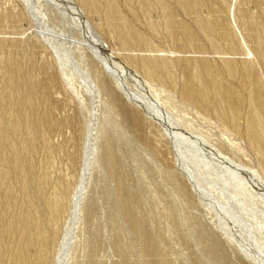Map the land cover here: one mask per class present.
Returning a JSON list of instances; mask_svg holds the SVG:
<instances>
[{
    "label": "rangeland",
    "instance_id": "374dc122",
    "mask_svg": "<svg viewBox=\"0 0 264 264\" xmlns=\"http://www.w3.org/2000/svg\"><path fill=\"white\" fill-rule=\"evenodd\" d=\"M69 2L0 0V138L37 226L21 258L8 230L20 221L0 222V264H264V146L244 128L248 100L264 120V0H203L225 32L211 36L216 54L176 0L148 16L116 0L151 44L127 51L92 10L106 0L71 3L80 18ZM139 52L168 61L171 78L140 72Z\"/></svg>",
    "mask_w": 264,
    "mask_h": 264
},
{
    "label": "bare ground",
    "instance_id": "6f19581e",
    "mask_svg": "<svg viewBox=\"0 0 264 264\" xmlns=\"http://www.w3.org/2000/svg\"><path fill=\"white\" fill-rule=\"evenodd\" d=\"M47 1V0H46ZM70 4L71 3H76L78 2V0H69ZM94 1V0H92ZM103 1V0H102ZM105 1V0H104ZM132 2V0H127V4ZM178 1L181 9L182 10V13L185 17L189 19H192L194 21V25H195V28H196V31L198 33V36L200 37V39H204L207 40V42L209 43L208 45L210 46V48H212L214 51H215V54L216 52H218V45H217V42L216 41H212L214 39H212L213 35L215 33L219 34L220 38L224 39V36H225V32L221 31V29L219 31L216 30L215 26H213V21L211 20L212 18H209V17H204L203 16V9H204V5H203V0H176ZM158 3V1H156ZM155 0L154 2L152 0H140L139 2V8H138V12L140 13L141 16L143 15H146L148 16L150 13H152L151 11L154 10V8H157L158 6L155 7L154 3H156ZM85 3V2H84ZM101 3V2H100ZM106 7L105 9L103 10L101 7L98 8L96 6H93V11L94 13L97 12L98 14H101V13H104L103 16H105V18H107V22H106V26L112 30V33L115 32L120 38H121V44L123 46L122 49H134L135 47H137V49L135 50H138V47L141 49L144 48V50H147L145 48H148L149 45V41H148V38L143 34L141 33L140 31H137L135 29H133L130 25V21L129 19L122 14V10L116 5L117 2L116 0H106ZM177 3V2H176ZM159 4V3H158ZM91 5V4H90ZM160 5V4H159ZM89 6V5H87ZM73 7V8H72ZM90 7V6H89ZM92 7V6H91ZM132 7V6H131ZM73 11H76L75 13L78 15V9L74 6V4L72 5L71 4V7ZM76 9V10H75ZM126 10L128 11L127 13L129 14H136V11L135 9L133 8H130V6H126ZM161 10V9H160ZM209 10V9H208ZM102 11V12H101ZM210 11V10H209ZM232 12V11H231ZM163 13V12H162ZM233 14V13H232ZM130 15V16H131ZM129 16V15H128ZM133 16V15H132ZM131 16V17H132ZM144 16V17H146ZM79 17V15H78ZM143 17V18H144ZM152 17V16H151ZM80 18V17H79ZM78 18V19H79ZM135 18V17H134ZM148 18V17H147ZM146 18V19H147ZM216 18V16H215ZM155 19V18H154ZM104 20V19H103ZM149 20H150V17H149ZM191 20V21H192ZM161 21V20H160ZM192 21V22H193ZM151 22V20H150ZM213 22V23H212ZM83 23V22H82ZM149 23V22H148ZM150 24V23H149ZM151 25V29L153 31H155L156 29V23L154 25L153 24H150ZM88 28V27H87ZM90 28V27H89ZM148 28L149 25H148ZM105 29V28H104ZM150 29V30H151ZM166 30H167V27H166ZM165 30V31H166ZM168 30H171V28H169ZM86 32V31H85ZM89 32V31H88ZM87 32V33H88ZM93 32V31H91ZM96 32V30L94 31ZM93 32V33H94ZM86 33V34H87ZM167 33V32H166ZM169 33V31H168ZM172 33V32H171ZM195 33V32H193ZM196 33V34H197ZM88 37L89 36V33L87 34ZM95 35V34H94ZM116 35V36H117ZM171 35V34H170ZM258 35V34H257ZM117 36V37H118ZM212 36V37H211ZM96 37V36H95ZM98 37V36H97ZM169 37V36H168ZM197 37V36H196ZM92 38V37H90ZM126 38V39H125ZM119 39V38H118ZM116 39V40H118ZM186 40V39H185ZM193 40V39H192ZM95 42V48L98 49L100 52L101 51H105V47L102 45V44H98L97 41L95 40H92ZM120 41V40H119ZM222 41V40H221ZM220 41V42H221ZM91 42V41H90ZM186 42V41H185ZM190 42V41H189ZM223 42V41H222ZM221 42V43H222ZM262 42V41H261ZM264 43V42H263ZM220 44V43H219ZM224 44V42H223ZM119 45V43H118ZM191 45V44H190ZM241 47L243 46L244 48V45H242V42H241ZM258 45V44H257ZM99 46L101 47V49L99 48ZM260 46V45H259ZM91 47V46H90ZM153 47V46H152ZM221 47V46H220ZM226 47L229 48V50L232 48V45H226ZM208 49V48H207ZM211 49V50H212ZM249 49V48H248ZM262 49V47H261ZM153 50V48L151 49ZM210 50V49H209ZM210 50V52H211ZM212 50V51H213ZM223 50V49H221ZM219 50V51H221ZM244 50V49H243ZM129 51V50H128ZM149 51H150V48H149ZM233 51V50H232ZM264 51V49L262 50ZM138 52V51H137ZM144 52V51H143ZM148 52V51H147ZM246 52V51H245ZM213 53V52H212ZM220 53V52H219ZM219 53L217 54V56L219 55ZM223 53V52H222ZM248 53V52H247ZM105 54V53H104ZM134 55L136 53H133ZM138 54V57L135 58L133 57V61H136L139 66H140V69L143 74H147L149 78H154L156 75H166L169 79V77L171 78V75L172 72H171V67H170V64L167 63L168 61H164L161 56H159V54H150V52L147 54V53H137ZM224 54V53H223ZM133 55V56H134ZM248 55V54H247ZM246 55V56H247ZM260 55V54H259ZM264 55V54H263ZM250 56V55H249ZM248 56V57H249ZM217 58V57H216ZM215 58V59H216ZM228 57L226 56H221L218 57L217 61H218V65L219 69H221V73L226 77V80L231 84H233V82H236L238 79L236 77V74H235V71H236V65L233 63V61H231L230 59H227ZM250 58V57H249ZM137 59V60H135ZM261 59V58H260ZM246 60V59H245ZM262 60L264 62V56H262ZM250 61H251V58H250ZM253 61V59H252ZM216 62V61H215ZM186 64V63H185ZM197 66V65H196ZM193 68V67H192ZM183 70V69H182ZM198 71V70H197ZM175 72V71H174ZM195 73V72H194ZM261 73V72H260ZM194 79H192L194 82H197L199 81L198 80V77H199V74L196 73L194 74ZM2 76V75H0ZM159 76V77H160ZM157 77V76H156ZM148 78V79H149ZM157 79V78H156ZM161 79V78H160ZM180 80V79H179ZM152 81V80H151ZM154 81V80H153ZM161 81V80H160ZM192 81V82H193ZM171 82V81H170ZM158 83V82H157ZM261 84V83H260ZM124 85V84H123ZM160 85V84H159ZM187 85V84H186ZM194 85V84H193ZM198 84L195 83V86H197ZM126 86V85H125ZM163 86V85H162ZM264 86V85H263ZM141 88V87H140ZM143 88H146V87H143ZM192 88V87H191ZM196 88V87H194ZM184 89V88H183ZM197 89V88H196ZM194 89V90H196ZM130 90V89H129ZM128 90V91H129ZM143 90V89H142ZM176 90V88H175ZM201 90V89H200ZM263 92L264 93V88H262ZM261 90V91H262ZM127 91V92H128ZM193 91V90H192ZM199 91V90H198ZM131 92V91H129ZM148 92V90H147ZM180 93V92H178ZM190 93V92H189ZM191 94V93H190ZM185 95V94H184ZM215 100L217 102L218 105H222L224 102H223V99H222V93H221V90H216L215 93ZM194 97H198L199 98V93L198 92H195L193 94ZM202 96V95H201ZM204 96V95H203ZM145 97V96H144ZM1 98V97H0ZM132 98V97H131ZM97 99V98H96ZM134 99V98H133ZM227 99L229 101L232 102V100H235L234 103V106L235 108L238 110H241L242 109V104H240L239 102V98L238 97H235V96H232V94L228 91V94H227ZM2 100V99H1ZM139 100V99H138ZM145 100V99H144ZM189 100V99H188ZM206 98L205 97H202V101H205ZM197 101V100H196ZM140 102V100H139ZM142 102V101H141ZM2 103V102H1ZM205 103V102H204ZM207 103V102H206ZM248 112H247V117H246V122H245V131H246V134L249 138V141L251 143V146L252 147H255V149L257 150L260 146H264V120L260 117H258L257 115V109L259 107V105L250 100H248ZM143 104V103H142ZM31 109V108H30ZM155 109V108H154ZM153 109V110H154ZM152 111V110H151ZM158 111V110H157ZM162 112V111H161ZM17 114V113H16ZM159 114V113H158ZM161 114V113H160ZM162 115V114H161ZM168 118V117H167ZM167 121V120H166ZM29 123H31L29 121ZM29 128V127H28ZM3 127L0 125V137L2 136V133H3ZM7 146L8 144H6L2 138H0V222H3V221H20V225L19 227H16V228H13V226L9 225L8 226V223H7V226L9 227L8 230H9V234L10 233H13L15 231H17L19 233L20 238L22 240V238H25V235L27 234H31L32 235V230H36L35 228L37 226H35L36 224V221H35V218H34V213L31 211L32 209L28 208V205L27 204V200L24 198L23 195H21L22 193L20 194H17V189L20 187V189L22 190L24 188V177L21 176V171L17 168L16 166V162H17V159L12 157L13 155H10L11 153H9V151L7 150ZM10 150V149H9ZM261 155V156H260ZM260 157L261 158H264V151L260 153ZM23 178V179H22ZM1 224V223H0ZM3 224V223H2ZM33 224L35 226V228L33 227ZM5 225H6V222H5ZM1 226V225H0ZM2 227V226H1ZM5 228V227H3ZM39 229V227L37 228ZM2 230V229H1ZM7 230V229H6ZM30 232V233H29ZM1 233L3 234V232L0 231V237H1ZM6 233V231H5ZM4 233V234H5ZM8 233V232H7ZM16 233V232H15ZM13 233V234H15ZM3 234V235H4ZM17 234V233H16ZM8 235V234H7ZM6 235V236H7ZM12 234H10L11 236ZM18 235V236H19ZM26 235V236H27ZM30 235V236H31ZM29 236V237H30ZM28 239V238H26ZM19 241V243H17L16 245H20L19 248L17 247V256L18 257H24L25 253L27 252L26 249L27 248V245L28 244H25L22 240V241ZM2 242V241H1ZM2 244V243H0ZM25 247V248H22V247ZM20 258V259H21Z\"/></svg>",
    "mask_w": 264,
    "mask_h": 264
}]
</instances>
